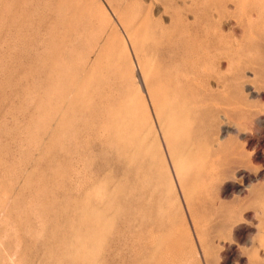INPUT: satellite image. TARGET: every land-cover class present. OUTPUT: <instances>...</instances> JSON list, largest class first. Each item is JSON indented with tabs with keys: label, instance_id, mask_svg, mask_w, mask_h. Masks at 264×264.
<instances>
[{
	"label": "rangeland",
	"instance_id": "rangeland-1",
	"mask_svg": "<svg viewBox=\"0 0 264 264\" xmlns=\"http://www.w3.org/2000/svg\"><path fill=\"white\" fill-rule=\"evenodd\" d=\"M0 264H264V0H0Z\"/></svg>",
	"mask_w": 264,
	"mask_h": 264
},
{
	"label": "bare ground",
	"instance_id": "bare-ground-1",
	"mask_svg": "<svg viewBox=\"0 0 264 264\" xmlns=\"http://www.w3.org/2000/svg\"><path fill=\"white\" fill-rule=\"evenodd\" d=\"M132 33V32H131ZM84 79V78H83ZM82 79V80H83ZM78 86V85H77ZM86 89V88H85ZM87 90V89H86ZM74 91V90H73ZM79 98V97H78ZM79 103V102H78ZM108 128V127H107ZM115 129V128H114ZM114 132H115V130H114ZM114 135V134H113ZM142 136V135H141ZM140 136V137H141ZM121 137V136H120ZM135 138V137H134ZM138 142V141H137ZM173 142H175L174 140H173ZM176 143V142H175ZM118 144V143H117ZM135 144V143H134ZM120 145V144H119ZM135 146V145H134ZM173 146V145H172ZM141 151V150H140ZM175 151H177V149L175 150ZM132 152H133V150H132ZM142 152H144V151H142ZM173 153V152H172ZM185 153V152H184ZM136 154V153H135ZM186 154H187V152H186ZM177 155H178V153H177ZM188 155V154H187ZM124 156V155H123ZM174 156H175V154H174ZM180 160V159H179ZM181 160H183V159H181ZM175 161H178L177 159L175 160ZM173 162H174V160H173ZM186 162H187V160H186ZM179 163V162H178ZM179 164H181V163H179ZM186 164V163H185ZM183 165V167H184V169H185V166H184V164H182ZM187 165V164H186ZM179 166V165H178ZM180 167H182V166H180ZM178 168V167H177ZM179 170V169H178ZM181 171V170H180ZM105 182V181H104ZM96 187V186H95ZM115 187V186H114ZM92 191V190H91ZM93 197V196H92ZM17 258V257H16Z\"/></svg>",
	"mask_w": 264,
	"mask_h": 264
}]
</instances>
